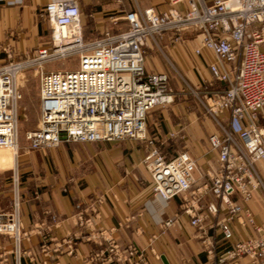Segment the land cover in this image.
Wrapping results in <instances>:
<instances>
[{"label": "built area", "instance_id": "1", "mask_svg": "<svg viewBox=\"0 0 264 264\" xmlns=\"http://www.w3.org/2000/svg\"><path fill=\"white\" fill-rule=\"evenodd\" d=\"M164 11L135 10L111 17L123 19L128 29L118 35L109 30L96 40L84 38L82 10L77 0L50 2L43 17L51 28L50 44L38 48L26 62L0 63V150L17 193L19 183L18 124L23 99L19 77L34 70L39 77L40 121L25 132L27 148L33 151L59 147L63 142L87 144L145 141L144 165L151 176V190L167 203L181 197L180 211L162 225L163 235L185 218L201 231L197 238L210 264H239L248 258L264 264V221L258 222L250 202L255 194L264 200V0H164ZM189 31L200 37L197 56L206 50L215 61L208 66L211 82L226 88L209 94L208 82L199 90L179 76L197 98L216 131L207 138L216 154L215 170L195 173L198 159L187 149L167 158L157 140L149 138L147 119L158 106L174 103L168 73L148 72V43L170 33L175 43ZM78 57V69L46 70V66ZM201 92H204L201 94ZM171 133L170 138H176ZM15 202L12 213H0V235L19 246L22 229ZM222 216V219L220 217ZM245 229L249 235H242ZM220 234L224 246L209 232ZM154 236L148 251L156 260L160 253ZM112 243V240H109ZM111 261L137 264L145 252L128 245L125 251L113 245ZM133 262V263H132Z\"/></svg>", "mask_w": 264, "mask_h": 264}, {"label": "crops", "instance_id": "2", "mask_svg": "<svg viewBox=\"0 0 264 264\" xmlns=\"http://www.w3.org/2000/svg\"><path fill=\"white\" fill-rule=\"evenodd\" d=\"M59 1L71 0H0V63L26 62L38 48L50 44L51 28L43 9ZM77 1L84 13L97 3ZM117 2L122 4V0ZM121 7L103 4L92 13V21L82 17L85 40H96L108 30L107 21L100 17L105 9L123 13ZM137 7L161 12L166 5L164 0H136L128 12ZM194 35L187 31L183 40L175 43L167 33L158 37L157 45L148 43L147 71L168 73L171 78L175 71L198 90L203 80L211 83L208 66L215 57L206 50L201 56L195 54L200 37ZM32 77L39 78L32 69L19 77L23 96L20 107L40 106L39 87L31 90ZM175 91L173 104L158 106L149 113L147 133L168 158L176 156L180 149L197 157L198 186L205 180L200 179V173L217 166L216 154L207 143L216 127L188 90L182 88L181 92L179 86ZM171 133L177 137L170 138ZM147 150L145 141L129 140L63 142L57 148L40 151L29 150L26 144L19 155L17 193L5 165L12 159L0 156V213H12L17 202L22 229L19 246L11 236L0 235V264H126L111 261L113 245L121 251L132 245L145 252L143 258L134 260L137 264H164L163 256L168 264H210L197 238L201 231L192 227L188 218L160 236L161 225L180 211L181 197L164 203L154 196L151 176L144 165ZM250 207L257 221H264V200L259 194H255ZM250 232L245 229L241 233ZM209 233L219 242L216 252L222 254L225 245L220 243V234ZM154 236H160L155 243L160 260L148 251ZM239 264L253 263L244 258Z\"/></svg>", "mask_w": 264, "mask_h": 264}, {"label": "rangeland", "instance_id": "3", "mask_svg": "<svg viewBox=\"0 0 264 264\" xmlns=\"http://www.w3.org/2000/svg\"><path fill=\"white\" fill-rule=\"evenodd\" d=\"M136 0H122V4L118 3L117 0H97V3L91 8V10H89V12L84 13L82 11V17L86 16L88 18V20L92 21V13H94L96 11V8L101 6V5H121V9L123 10V13H118L116 10L111 11V9H105L106 11L103 12V14L100 16L102 19H105L107 22V28L110 32L115 33V32H120V31H125L128 29V25L127 23L121 19L119 20L117 25H114L113 23H110V18L111 17H123L125 15L126 12H128L129 10H131V8L134 7V3ZM118 9V7H117ZM120 10V9H118ZM89 13V14H87ZM81 17V18H82ZM197 36L194 35L193 37ZM78 69V57L74 56L71 57L63 62H55L52 63L50 65L46 66V70L50 71V70H67V71H73ZM33 76V75H31ZM31 90H33V87L38 88L39 87V78H33L31 79ZM188 82V81H187ZM34 85V86H33ZM181 88V92L182 88H185L186 90H188L190 92V90L186 87L185 83L183 82V80L181 79V77L179 75H177L174 71L173 73V77L171 78L170 81V87L173 90V92H176L175 90H178V88ZM208 86L213 89H216L218 91H221V86L218 85V83L216 82H211L208 83ZM187 91V92H188ZM183 94V93H182ZM191 94V99L193 101H196L197 104L199 105V101L197 100V98L190 92ZM180 97V98H179ZM178 99H182L181 96H179ZM191 100V101H192ZM39 121H40V106L37 104V106H33L32 109H28V108H24L23 106L20 107V121L18 124V131H19V143L20 146L23 148L26 145V140H25V132L29 131V130H35L38 125H39ZM262 127L264 128V120H262ZM181 146V145H178ZM21 148V150H22ZM20 150V153H21ZM183 150L180 149L178 152H182ZM4 154L6 155L5 152L0 150V156L4 157ZM9 181L12 183V178H9Z\"/></svg>", "mask_w": 264, "mask_h": 264}, {"label": "trees", "instance_id": "4", "mask_svg": "<svg viewBox=\"0 0 264 264\" xmlns=\"http://www.w3.org/2000/svg\"><path fill=\"white\" fill-rule=\"evenodd\" d=\"M218 85L221 86V88H222L221 91H223L226 88V86L224 84L218 83ZM213 91H214V89L211 88V90H210V87H209V94H213Z\"/></svg>", "mask_w": 264, "mask_h": 264}, {"label": "water", "instance_id": "5", "mask_svg": "<svg viewBox=\"0 0 264 264\" xmlns=\"http://www.w3.org/2000/svg\"><path fill=\"white\" fill-rule=\"evenodd\" d=\"M161 259H162L164 264H168L164 256Z\"/></svg>", "mask_w": 264, "mask_h": 264}]
</instances>
